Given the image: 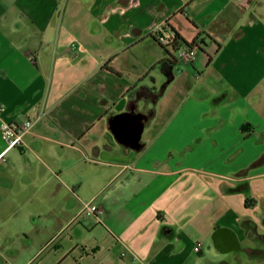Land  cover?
<instances>
[{"label": "crops", "instance_id": "crops-1", "mask_svg": "<svg viewBox=\"0 0 264 264\" xmlns=\"http://www.w3.org/2000/svg\"><path fill=\"white\" fill-rule=\"evenodd\" d=\"M0 264H264V0H0Z\"/></svg>", "mask_w": 264, "mask_h": 264}, {"label": "built area", "instance_id": "built-area-1", "mask_svg": "<svg viewBox=\"0 0 264 264\" xmlns=\"http://www.w3.org/2000/svg\"><path fill=\"white\" fill-rule=\"evenodd\" d=\"M154 34L157 40L166 48L176 52V56L181 61H190L194 59L198 52L197 44L192 46L183 45L182 42L177 39V33L170 28L167 23L157 25L154 29ZM42 115L38 116V119ZM34 125V121L27 119L22 123H14L10 121H2L1 123V136L6 142L5 150L14 147H20L24 143L25 135L31 130ZM101 207L94 201H88L85 203L82 209V213L85 215L98 216L101 213ZM200 243L195 246V250L200 249Z\"/></svg>", "mask_w": 264, "mask_h": 264}, {"label": "water", "instance_id": "water-1", "mask_svg": "<svg viewBox=\"0 0 264 264\" xmlns=\"http://www.w3.org/2000/svg\"><path fill=\"white\" fill-rule=\"evenodd\" d=\"M223 230V228L216 230L213 236L217 247L222 251H228L237 248V246L234 244L236 238L234 237L235 239H232V236L230 237L228 235H223L221 233ZM221 243H223L224 245H222Z\"/></svg>", "mask_w": 264, "mask_h": 264}, {"label": "trees", "instance_id": "trees-1", "mask_svg": "<svg viewBox=\"0 0 264 264\" xmlns=\"http://www.w3.org/2000/svg\"><path fill=\"white\" fill-rule=\"evenodd\" d=\"M174 30V29H173ZM177 33V32H176ZM177 39H179L180 41H181V37H180V35L177 33ZM195 44V42H191V43H188L187 45H189V46H192V45H194ZM172 58H175V56L174 55H170ZM245 225H246V227H247V232H248V234L249 235H253V236H257L258 234L255 232V230H254V226H253V224L250 222V221H246L245 222Z\"/></svg>", "mask_w": 264, "mask_h": 264}, {"label": "rangeland", "instance_id": "rangeland-1", "mask_svg": "<svg viewBox=\"0 0 264 264\" xmlns=\"http://www.w3.org/2000/svg\"><path fill=\"white\" fill-rule=\"evenodd\" d=\"M263 218V216L261 217V219ZM261 232V231H260ZM263 238V237H262Z\"/></svg>", "mask_w": 264, "mask_h": 264}]
</instances>
